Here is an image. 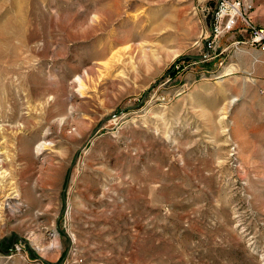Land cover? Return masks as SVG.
<instances>
[{"label": "rangeland", "instance_id": "rangeland-1", "mask_svg": "<svg viewBox=\"0 0 264 264\" xmlns=\"http://www.w3.org/2000/svg\"><path fill=\"white\" fill-rule=\"evenodd\" d=\"M214 6L0 0V264H264V71Z\"/></svg>", "mask_w": 264, "mask_h": 264}, {"label": "built area", "instance_id": "built-area-1", "mask_svg": "<svg viewBox=\"0 0 264 264\" xmlns=\"http://www.w3.org/2000/svg\"><path fill=\"white\" fill-rule=\"evenodd\" d=\"M211 1H215V6L209 18L211 33L205 38L207 48L216 50V42L221 37L245 30L249 34L248 37L242 41H234L233 45L235 47L239 45H249L264 52V27H258L252 24L247 17V13L254 7L253 0ZM227 49L228 48L225 50ZM225 50H223V52Z\"/></svg>", "mask_w": 264, "mask_h": 264}, {"label": "crops", "instance_id": "crops-1", "mask_svg": "<svg viewBox=\"0 0 264 264\" xmlns=\"http://www.w3.org/2000/svg\"><path fill=\"white\" fill-rule=\"evenodd\" d=\"M254 7L247 13V17L250 22L258 27H264V0H253ZM248 32L245 30L237 31L225 36V42H221V46L227 50L221 53L223 60L225 61L224 70L232 72L234 69L241 70L243 62L244 64H250L253 69H260L264 71V52H261L258 48L249 45H239L235 47L234 41H242L248 37ZM229 44V45H228ZM228 45V46H227Z\"/></svg>", "mask_w": 264, "mask_h": 264}]
</instances>
